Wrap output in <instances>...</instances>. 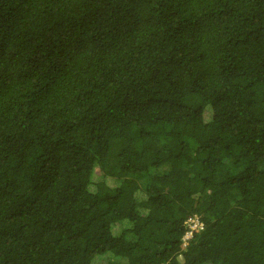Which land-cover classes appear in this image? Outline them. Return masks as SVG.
Instances as JSON below:
<instances>
[{"label":"trees","instance_id":"trees-1","mask_svg":"<svg viewBox=\"0 0 264 264\" xmlns=\"http://www.w3.org/2000/svg\"><path fill=\"white\" fill-rule=\"evenodd\" d=\"M0 264H264V0H0Z\"/></svg>","mask_w":264,"mask_h":264},{"label":"built area","instance_id":"built-area-1","mask_svg":"<svg viewBox=\"0 0 264 264\" xmlns=\"http://www.w3.org/2000/svg\"><path fill=\"white\" fill-rule=\"evenodd\" d=\"M198 224H199V223H198L197 219H195V220H194V223H192V224L190 225L191 230H193ZM191 230L188 231V232L185 234V237H189V236L191 235V232H192Z\"/></svg>","mask_w":264,"mask_h":264}]
</instances>
